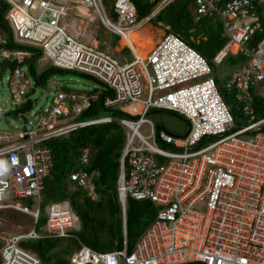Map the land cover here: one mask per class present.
I'll list each match as a JSON object with an SVG mask.
<instances>
[{
    "label": "built area",
    "instance_id": "built-area-1",
    "mask_svg": "<svg viewBox=\"0 0 264 264\" xmlns=\"http://www.w3.org/2000/svg\"><path fill=\"white\" fill-rule=\"evenodd\" d=\"M6 1L10 4L6 19L15 41L40 50V68L45 64L95 79L105 94L103 108L121 110L126 116L109 113L82 119L100 93L66 90L61 84L43 112L34 109L33 100L30 110L17 115L20 130L0 131V211H18L36 223L44 179L53 165L49 142L116 121L126 130L118 179L124 245L105 252L82 245L69 264H264V117H257L251 91L258 89L264 97V37L251 45L256 34L264 33V0L195 1L196 20L217 16L228 37L212 60L183 36L170 32L145 57L129 46L130 61H121L72 33L66 23L70 10L66 0ZM73 1L93 9L110 30L125 38L152 18L150 11L139 21L132 0H116V21L108 16L103 0ZM173 1L162 0L152 14ZM240 53L246 62L222 83L216 67L228 55ZM32 55L30 50L0 49L1 59L19 62L7 79L11 99L6 107L0 103V113H14L29 97L33 99L32 88L37 90L40 84L22 65ZM224 89L236 91L247 123L237 124ZM152 110L184 117L189 130L177 135L156 126L149 118ZM143 124L149 126L147 135L141 131ZM246 133L253 136L241 138ZM87 154L85 150L83 164L88 162ZM98 176L97 170L81 168L71 178L94 200ZM128 197L150 200L158 208L156 219L131 252L126 232ZM46 213L40 228L34 225L4 238L0 264H40L35 253L21 247L24 240L69 237L78 228L79 219L68 200L48 204Z\"/></svg>",
    "mask_w": 264,
    "mask_h": 264
},
{
    "label": "trees",
    "instance_id": "trees-1",
    "mask_svg": "<svg viewBox=\"0 0 264 264\" xmlns=\"http://www.w3.org/2000/svg\"><path fill=\"white\" fill-rule=\"evenodd\" d=\"M161 1L148 0L143 7L137 6L134 2L138 10L139 21L147 17V10L150 12L152 7ZM195 1L175 0L157 14L155 21L169 25L171 29L167 30L168 33L180 34L207 59L212 60L216 53L227 43L228 37L225 36L223 24L217 16H206L196 20ZM115 2L116 0L113 1L112 16L116 17L117 20V14L114 10ZM9 8L10 4L6 0H0V36L2 38L0 49L19 48L32 51L33 55L27 57L22 65L26 64L29 67L38 84H44L57 71V68L53 66L40 68L38 64L40 50L15 41L13 30L6 19ZM263 37L264 33L256 34L251 45H255ZM112 38L119 37L113 35ZM133 41L137 49L144 55L152 46V43L142 39L137 32L133 36ZM225 61L239 68L246 62V57L241 53L230 54ZM251 91L253 95L252 106L256 115L258 118L264 117V97L261 96L258 89L251 88ZM223 93L231 106L237 124L247 123V117L236 97V91L224 89ZM104 95V93L99 94L98 99L94 100L91 106L84 111L81 116L82 119L105 116L100 114L107 112L119 118L126 116L121 110H105L102 104ZM125 143L126 130L116 121L84 127L51 140L49 146L53 153V165L50 175L44 179L41 212L38 221L35 223L32 216L18 211H0V215L4 214L12 220H17L18 225H36L40 228L46 223V207L48 204L63 200L70 201L81 222L80 230L73 231L69 237L45 236L40 239L24 240L21 243L22 248L37 255L40 264H69L70 257L82 245L103 252L123 248L125 239L124 221L119 200L118 179L120 175V158ZM85 150H88V162L83 164L81 158ZM81 168L99 172V176L96 178L97 198L94 200L71 178L72 173ZM25 202L30 204L32 201L26 200ZM157 211V206L150 200L138 201L128 197L126 232L129 252L133 250L138 239L154 222ZM185 264L203 263L191 262Z\"/></svg>",
    "mask_w": 264,
    "mask_h": 264
},
{
    "label": "rangeland",
    "instance_id": "rangeland-1",
    "mask_svg": "<svg viewBox=\"0 0 264 264\" xmlns=\"http://www.w3.org/2000/svg\"><path fill=\"white\" fill-rule=\"evenodd\" d=\"M113 1L114 0H104V4L106 7V10L108 12V16L111 19H114L116 21V17L112 16V8H113ZM137 6H145L148 2V0H133ZM160 3L154 5L151 9V19L148 22H144L145 26L143 28H140V32L142 34H147L149 32V29L151 30V34L154 38H158L161 36H164L166 33L165 26L157 23L155 20L157 14H159L157 11L152 14L153 11L156 10ZM145 18L141 19L140 21H143ZM163 23V22H161ZM165 24V23H163ZM100 29V31H99ZM82 32H84V28L80 29ZM96 31H99L98 38L105 37L107 34L111 35L110 38H105V43H101L102 41H99V43L95 42V36ZM94 34V37H93ZM1 35V34H0ZM113 35H118L119 38L113 39ZM81 39L86 42H91L93 44H98L99 47L106 50L113 56L117 58H121V61H130L133 59V53L131 52V49L127 44H125V41H123V37L119 35L118 33L114 32L113 30H110L106 26H104V23L102 22L101 18H96L92 23L88 26L87 32H85ZM2 41V38L0 36V42ZM129 49V51H128ZM43 64L41 67L50 66ZM23 67L28 68L26 64L23 65ZM237 69L236 67L232 66L228 63V61H225L223 64L216 67V71L219 74V77L223 82L230 76V73L235 71ZM27 73L31 74L30 69H26ZM12 73V69L8 68H0V103L6 107V101H9L11 99V92L9 89L8 84V77ZM33 80L34 77H32ZM62 85L63 89L66 90H74L78 92H85V93H101L100 89L102 88L101 84L96 81L95 79L88 77L84 74H81L79 72H75L72 70H63V69H57L54 74L50 76V78L46 81V83L38 85L35 95H33V100L35 102L34 109L38 110L40 112H43L44 109L48 107V105L52 102L53 97L56 94L57 87L59 85ZM107 113H102L100 115H107ZM4 113H0V131H14L17 132L21 129L22 125L19 120V118L12 114L10 116L5 117ZM149 118L154 121L156 126H160L170 133L177 134V135H183L189 130V124L188 121L175 113L172 112H166L162 110H152L149 114ZM149 126L147 124H143L141 127V131L144 134H149V131L147 132V129ZM253 136V133H246L241 136V138L249 139ZM153 141V140H151ZM0 163H2V160H0ZM32 225H18L17 220L8 218L6 215L1 214L0 215V246L3 244L4 238L8 237L11 234L21 232L24 229L27 230L31 228ZM81 228V222L78 223L77 230H80Z\"/></svg>",
    "mask_w": 264,
    "mask_h": 264
},
{
    "label": "crops",
    "instance_id": "crops-1",
    "mask_svg": "<svg viewBox=\"0 0 264 264\" xmlns=\"http://www.w3.org/2000/svg\"><path fill=\"white\" fill-rule=\"evenodd\" d=\"M68 5H70V10H69V14L66 17V23H68L70 25V30L72 33H75L78 35L79 39L81 41H83L81 39L82 35L87 32L88 30V26L92 23V21H94V19L99 18L98 15L95 13V11H93V9H89L87 7H85L84 5H82L81 3H76L73 0H66ZM133 1V0H132ZM134 3V1H133ZM135 5V4H134ZM136 7V6H135ZM137 10V7H136ZM149 13V10H147V15ZM137 14H138V10H137ZM167 25V24H166ZM104 26H106L104 24ZM145 26V24H143L141 27L137 28L136 30H134L133 32H138L141 36H143L146 40H148L150 43H152L151 48L148 49L146 55H148L149 51L158 43L160 42L163 37L165 36H161L158 38H154L153 35L151 34V30L149 29V32H147V34H142L140 32V28H143ZM165 26V25H163ZM169 26V25H167ZM165 26V27H167ZM107 27V26H106ZM84 28V32H82L80 29ZM108 28V27H107ZM167 30L169 28H166ZM166 30V33L167 32ZM100 31V29H99ZM99 31H96V36H95V42L99 43V41H102L101 43H105V38H110L111 39V35H106L103 38H100V40L96 37H98V33ZM94 37V34H93ZM86 42V41H83ZM95 46H98V44H93L91 42H86ZM99 47V46H98ZM101 48V47H100ZM132 51V50H131ZM120 60H122L121 58H119Z\"/></svg>",
    "mask_w": 264,
    "mask_h": 264
},
{
    "label": "water",
    "instance_id": "water-1",
    "mask_svg": "<svg viewBox=\"0 0 264 264\" xmlns=\"http://www.w3.org/2000/svg\"><path fill=\"white\" fill-rule=\"evenodd\" d=\"M158 23L161 24V25L167 26L166 24H163L161 22H158ZM130 49H132V48L130 47ZM18 66H19V62H18L17 59L9 61V60H4V59L0 58V68L13 69V68H16ZM35 92H36V86H34L32 88V91H31L30 95H34ZM32 104H33V99H32V97H29L28 101L26 102V104L22 108H19V109L15 110L14 113H11V112L6 113L4 116L7 117V116H10L12 114H14L16 116L19 115V114H24L25 112H27L28 110L31 109Z\"/></svg>",
    "mask_w": 264,
    "mask_h": 264
},
{
    "label": "bare ground",
    "instance_id": "bare-ground-1",
    "mask_svg": "<svg viewBox=\"0 0 264 264\" xmlns=\"http://www.w3.org/2000/svg\"><path fill=\"white\" fill-rule=\"evenodd\" d=\"M116 29H118V26L115 25ZM136 32H131L127 34V38L123 37V41H125V44H127V46H133L135 48V51L138 55H140L141 57H145L146 55L142 54L136 47L134 41H133V36ZM138 33V32H137ZM139 34V33H138ZM140 35V34H139ZM141 36V35H140ZM142 39L146 40L143 36H141ZM148 41V40H147Z\"/></svg>",
    "mask_w": 264,
    "mask_h": 264
},
{
    "label": "clouds",
    "instance_id": "clouds-1",
    "mask_svg": "<svg viewBox=\"0 0 264 264\" xmlns=\"http://www.w3.org/2000/svg\"><path fill=\"white\" fill-rule=\"evenodd\" d=\"M80 221V220H79ZM34 226V225H33ZM28 230V229H27ZM78 231V230H77Z\"/></svg>",
    "mask_w": 264,
    "mask_h": 264
}]
</instances>
